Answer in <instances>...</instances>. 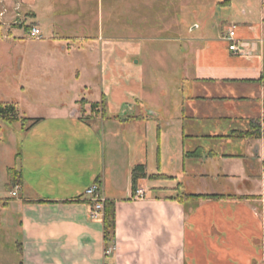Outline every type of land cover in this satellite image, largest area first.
<instances>
[{
    "label": "crops",
    "instance_id": "1",
    "mask_svg": "<svg viewBox=\"0 0 264 264\" xmlns=\"http://www.w3.org/2000/svg\"><path fill=\"white\" fill-rule=\"evenodd\" d=\"M19 1L22 17L36 21L13 24L8 4L7 26L0 30L11 35L17 28L26 32L29 26L38 27L51 40V48L44 49L46 60L64 70L71 41H79L78 52L88 59L84 68L98 67V99L92 102L102 101V108L91 114L85 104L80 114L75 96L76 108H52L49 115L29 117L39 120L27 122L8 138L17 145L14 163L22 184L1 204L9 214L7 229L15 227L18 264H264V189L224 193L227 197L220 199L177 196L178 190L223 194L186 189L189 180L219 178L215 160L208 159L216 157L215 151L206 153L203 147L217 135L200 131L195 120L211 118L207 114L213 109L229 114L219 118L258 119L260 137L255 140H263L264 0H257L255 12L244 11L246 2L240 10L242 19L232 15L229 21L214 24L212 32L202 28L187 36L183 19L172 18L178 16L182 2L165 0L169 19L165 30L171 41L182 42L176 59L188 86L187 95L181 94L170 107L144 101L143 69L134 67L138 61H133L142 49L122 44L139 37L136 30L151 7L147 0ZM231 1L216 3L231 6ZM232 25L237 52L229 50L224 39ZM0 38L9 37L0 33ZM40 54L33 50L28 55ZM189 55L191 63L186 61ZM119 68H124L122 75ZM195 147L202 148L201 164L190 153ZM260 150L257 144L245 160L251 177L264 180V164L261 176L257 168L264 163ZM137 164L144 165L147 175H161L138 180L141 196L131 190V172ZM95 182L103 198L115 203L114 232L108 242L102 216L91 217L93 202L85 194ZM107 248L111 250L106 252Z\"/></svg>",
    "mask_w": 264,
    "mask_h": 264
},
{
    "label": "rangeland",
    "instance_id": "2",
    "mask_svg": "<svg viewBox=\"0 0 264 264\" xmlns=\"http://www.w3.org/2000/svg\"><path fill=\"white\" fill-rule=\"evenodd\" d=\"M120 1L123 2L124 0ZM147 1L151 4V7L146 8L145 16L142 15L145 20L143 24L138 25L136 30V35L139 37L136 40H124L122 44L124 42L130 43L142 49L133 61H138V64L134 67L138 68L139 66L143 69V92L141 95H143L144 101L147 103L151 101L152 103H149L151 106H154V101H158L170 107L172 104L170 102L177 100V97L186 94L188 90L186 82L181 80L180 65L176 59L177 49H180L179 46L182 45V42L171 41L169 32L165 30V25L169 22L164 13V3L167 1ZM179 1L183 5L177 8L178 16L172 18L183 19L181 25L184 36L198 34L202 28L212 32L214 30H211V28L214 24L229 21L232 15H235L237 19H242L240 10L247 5L246 2H249V4L247 7H243L245 12L252 10L254 7L259 8L257 0H232L231 6L216 3L222 0ZM4 3L6 7L8 4L12 5L11 0H4ZM123 4L120 6L121 9ZM252 11L255 12V10ZM6 19L7 17H5ZM22 21L23 25L26 26L36 20L23 16ZM195 23L200 25V28L192 29ZM0 26L7 25L0 24ZM191 30L192 33H188ZM12 31L10 35L6 34L4 29L0 30L2 36L9 37L7 40L0 38V103L14 104L18 115L21 117H40L49 115L52 108L66 110L76 108L72 104V100L77 96L79 98L76 105L80 114L85 112L83 110L85 104L89 113L99 114L102 108L101 102H92L98 99L100 83L98 67L97 70L84 68L88 59H86V55L78 52L81 46L79 41H71V54L69 58L67 56L65 58L66 70H64L60 66H51V62L46 60L44 49L46 47L51 48V40L47 39V35L42 33L41 39H33L29 38L22 28ZM33 50H37L41 54L37 57L29 56L28 54ZM23 56L25 62H22ZM186 61L191 63V55L186 57ZM123 69H118L119 75L123 74ZM77 73H79L78 80H76ZM210 107L213 109L211 105ZM207 115H211V118L197 119L194 122H198L196 126L200 131L204 132V129H206L212 132V135H217L215 140H210L208 147L203 146V140L199 144H201V147H206V153L209 152V149L215 151L216 157L210 155L208 159L215 160V175H218L219 178L216 180L211 177L210 179L189 180L186 189L196 192L223 194L229 192L260 193L264 189V180L261 177H251V167L245 159L253 154L254 147L258 144L259 150L262 151L261 158L264 161V131L263 140L261 141H259L260 139L255 140L254 137L241 138L224 135L229 134L231 130H249L251 129V122H258V119L219 118V116L229 114H225L218 109L211 110ZM27 122L22 123L19 120L6 123L0 120V264H18L15 248L16 238L14 236L16 234L15 227L10 226L7 229L6 219H9V214L3 210L1 202L6 200L5 197L14 190V187H6L5 185L6 168L14 166L18 170L17 162L14 163V151L17 145L14 142L9 143L7 141L11 135L15 137L22 127H26ZM139 130L142 132L141 127H139ZM201 149L200 147L194 148L199 164L205 158L204 154L201 155ZM228 155L241 156L242 158L228 157ZM263 164V162H260L257 167L259 176L262 174ZM201 167L205 169L202 165ZM199 169H201L200 166ZM226 174L237 176L227 179L224 176ZM138 186L137 183L136 190ZM177 196L183 197V193L178 190Z\"/></svg>",
    "mask_w": 264,
    "mask_h": 264
},
{
    "label": "trees",
    "instance_id": "3",
    "mask_svg": "<svg viewBox=\"0 0 264 264\" xmlns=\"http://www.w3.org/2000/svg\"><path fill=\"white\" fill-rule=\"evenodd\" d=\"M102 102V101H101ZM0 120L6 123H13L15 121H31L34 123L38 121V118H29V117H21L18 115L16 106L11 103H0ZM229 137H260V126L258 122H251V129L247 130H231ZM194 154L193 150L190 152ZM17 158V155H16ZM6 187H19L22 184L21 180V172L16 169L14 166L8 167L6 169ZM147 177V174L144 169V165L137 164L133 166L131 172V190L134 193L136 190L137 182L139 179ZM148 177H161V175H148ZM212 198V199H220L223 197H227L224 194H183V198ZM182 198V197H181ZM93 205V204H92ZM102 221H103V236L105 242L110 240V237L113 236L114 226H115V203L112 200H104L103 209H102Z\"/></svg>",
    "mask_w": 264,
    "mask_h": 264
},
{
    "label": "built area",
    "instance_id": "4",
    "mask_svg": "<svg viewBox=\"0 0 264 264\" xmlns=\"http://www.w3.org/2000/svg\"><path fill=\"white\" fill-rule=\"evenodd\" d=\"M12 1V10H13V24L15 25H21L23 24L22 21V14L20 12L21 10V4L19 0H11ZM8 14V7H6L4 0H0V24L4 25L5 17ZM234 25H232L227 33L224 36V39L229 43V50L237 52L238 46H237V40L234 37ZM26 34L29 38L33 39H41L42 38V32L41 30L36 26H29L26 29ZM18 190V187H15L14 190L11 192L12 196L16 195V192ZM135 193L137 195H140L143 193L142 190H136ZM85 194L90 197V199L93 202V208L91 210V217L96 218L99 216V213L102 216V209H103V203L104 198L101 194L99 185L95 182L91 186H89L85 190ZM111 249L107 248L106 252H109Z\"/></svg>",
    "mask_w": 264,
    "mask_h": 264
}]
</instances>
